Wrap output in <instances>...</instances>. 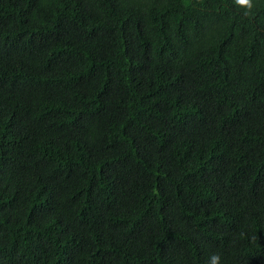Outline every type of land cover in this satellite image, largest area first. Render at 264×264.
<instances>
[{"label":"trees","instance_id":"1","mask_svg":"<svg viewBox=\"0 0 264 264\" xmlns=\"http://www.w3.org/2000/svg\"><path fill=\"white\" fill-rule=\"evenodd\" d=\"M252 4L0 0V264H264Z\"/></svg>","mask_w":264,"mask_h":264},{"label":"clouds","instance_id":"2","mask_svg":"<svg viewBox=\"0 0 264 264\" xmlns=\"http://www.w3.org/2000/svg\"><path fill=\"white\" fill-rule=\"evenodd\" d=\"M236 3L246 6L249 11H251L253 7L252 0H236ZM210 264H220V256L218 254H213L210 258Z\"/></svg>","mask_w":264,"mask_h":264}]
</instances>
